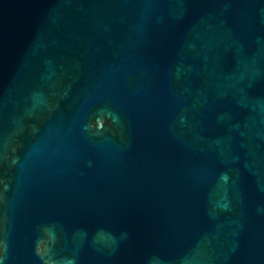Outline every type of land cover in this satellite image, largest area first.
Here are the masks:
<instances>
[{"label":"water","instance_id":"1","mask_svg":"<svg viewBox=\"0 0 264 264\" xmlns=\"http://www.w3.org/2000/svg\"><path fill=\"white\" fill-rule=\"evenodd\" d=\"M0 234L49 236L0 264H264V0H0Z\"/></svg>","mask_w":264,"mask_h":264},{"label":"flooded vegetation","instance_id":"2","mask_svg":"<svg viewBox=\"0 0 264 264\" xmlns=\"http://www.w3.org/2000/svg\"><path fill=\"white\" fill-rule=\"evenodd\" d=\"M0 237H49L46 234H42V235H24V234H15V235H5V234H0ZM56 237H61V236H56ZM40 252L43 251V248L41 247V249L39 250ZM1 255V252H0ZM43 264H47L46 262H44Z\"/></svg>","mask_w":264,"mask_h":264}]
</instances>
